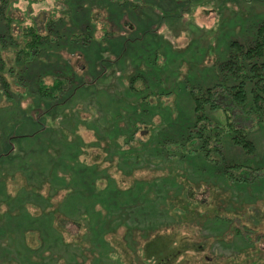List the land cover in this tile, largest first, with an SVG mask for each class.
Returning <instances> with one entry per match:
<instances>
[{"label": "trees", "instance_id": "obj_1", "mask_svg": "<svg viewBox=\"0 0 264 264\" xmlns=\"http://www.w3.org/2000/svg\"><path fill=\"white\" fill-rule=\"evenodd\" d=\"M19 1L0 0V100L21 116L9 128L0 120V170L5 164L22 168L28 184L31 179L34 183L15 196L3 190L10 205L0 211L3 234L24 236L30 231L37 233L40 248L52 243L74 245L84 259L89 257L85 254L90 255L91 264H124L106 235L110 229L106 226L112 227L113 217L119 215L118 225L126 227L125 246L137 252L140 247L134 231L140 230L147 238L163 228L201 217L192 208L197 206L194 190L202 182L211 184L216 179L228 185L250 181L243 170L251 166L230 158L228 152L236 147L246 155L257 154L253 130L241 124L250 120L253 127L259 128L264 123V18L254 21L242 38H231L223 50L218 48L214 59L201 71V78H191L187 73L178 79L174 74L176 62L184 58L182 53H169V49H183L165 40L163 53L158 47L161 34L152 35L153 39L142 38L152 25L157 27L175 15H161L158 20L145 14L148 21L141 23L142 34L130 30L120 33L125 13L153 10L149 6L160 5V0H100L109 15L100 36L96 35L94 20L78 11L83 6L76 8L75 1H59L60 5L41 9L43 16L38 18L34 13L41 0H24V10L14 7ZM149 40L152 43L143 49ZM134 46L137 48L133 50ZM61 50L81 57L78 70L67 61L59 67L66 60L64 55L47 74L36 70L40 57H58ZM191 61L192 69L196 65ZM169 65L175 69H169ZM109 74L118 81L114 83L115 92L107 82ZM94 96L105 112H99L97 118L76 117L74 108L83 104L79 101L88 105ZM170 97L172 102L166 103ZM25 100L29 102L23 105ZM81 126L92 132V140L79 132ZM139 131L143 137L137 136ZM52 133L58 144L54 152L48 146ZM36 143L45 157L38 158L41 164L19 155L34 149ZM94 148L102 151L103 162H109L107 167L88 160ZM115 166L123 176L133 179L130 186H120L110 173ZM139 171L152 175L136 178ZM45 184L49 185L47 194L41 190ZM62 189L67 190L64 203L56 204L53 198ZM27 204L41 205L42 209L34 215ZM70 210L89 214L85 224L89 226L88 238L66 241L61 233L66 220L62 216H68ZM143 214L150 216L147 225L137 223ZM126 215L133 216L131 225ZM222 215L216 213L208 220L228 224L229 218ZM243 226L246 229H241ZM241 227L236 225L233 230L228 225L222 234L231 232L234 239L244 241L254 251L256 242L251 239L249 227L244 223ZM8 243L20 253L16 239ZM23 247L24 260H34L33 248L27 244ZM104 257L115 262L109 263ZM36 259L34 264H38ZM141 264L149 261L143 258Z\"/></svg>", "mask_w": 264, "mask_h": 264}, {"label": "rangeland", "instance_id": "obj_2", "mask_svg": "<svg viewBox=\"0 0 264 264\" xmlns=\"http://www.w3.org/2000/svg\"><path fill=\"white\" fill-rule=\"evenodd\" d=\"M59 1H65L66 4L67 1L69 4L75 1L76 8L81 4L80 6H83V9L78 11L86 13L88 17L94 20L97 28L96 35L100 36L103 33L102 27L107 25L105 21L107 20L106 16L108 17L109 15L106 13L105 8H102L106 7L104 6L105 3H100V0H41L36 5L37 8L34 15L37 18L43 16L41 9H49L52 4H59ZM24 6V0L14 4V7L20 10H24ZM97 7L101 8L98 9ZM149 7L154 9L146 8L142 13L137 11L125 13L122 17L121 26L123 28L120 33L122 35L127 34L130 30L134 34H142L140 31L142 21L147 22L148 18L159 20L161 15H175L176 18H170V20L163 18V22L159 23L160 25L157 27L155 24L152 25L148 32L143 33L142 38H145V40L148 38L153 39L154 35L161 34L162 40H158L160 42L158 47L163 53L165 51L163 47L165 40H168L175 48L183 49L179 52L177 49H173V51L172 48L169 49V53L174 55L182 53L184 58L183 62L179 61L178 64L176 62V65H178L176 67L178 68L174 74L178 75V79L187 73L191 78H201V71L214 59V54L218 48L223 50L231 38H242L248 33L254 21L264 18V0H160V5H150ZM85 8H90L91 12L89 10L86 11ZM145 14L149 17L146 18ZM72 15L75 17L76 14L72 12ZM0 29H3V25L0 26ZM151 43L149 40L143 49L148 48ZM136 48L134 46L132 49ZM139 48L142 49L141 47ZM63 55L66 60H63L59 67L65 66V61H67L75 69L77 67L78 70V67L82 64L81 57L77 53H74V55L69 53L68 50L59 51L58 57L46 55V57H40L37 61L36 70L47 74L48 71L57 67L58 58H62ZM110 56L112 57V54ZM190 60L196 65L195 68L191 69ZM55 61L56 63H54ZM127 64L129 65L128 61ZM142 65L144 67V63ZM171 67L175 69L172 65H169V69ZM110 75L107 82L110 84V90L115 92L114 83L117 84L118 81ZM17 89L22 91L19 87ZM172 100L173 98L171 97L165 99L166 103H171ZM88 101V105L86 102L79 101L83 104L79 103L74 108L76 117L89 119L94 116V118H97L99 112L100 114L105 112V107L98 105L96 96ZM27 102L29 100H25L23 105H26ZM102 102L104 101L102 100ZM175 113L176 109L174 108V116ZM20 118L21 116L17 109L4 107L0 100V120L6 127H13V120H20ZM251 124L252 121L248 120L241 125L253 130L252 138L256 140L258 145L256 156L246 155L236 147H231L228 152L230 158L243 160L245 164L251 166L243 170V175L249 177L250 181L241 182L242 184L227 183L228 185L218 182L216 179H214L215 183L211 184L202 182V186L194 190L197 206L192 209L198 210L201 214V217L196 216L194 222L184 223L183 221L182 223L184 224L180 223L170 228H163L147 238L141 235L142 232L140 230H136L134 231V236L137 239L138 248H140L136 250L137 252H134L125 246L124 234L126 227L118 225L119 215L111 219V226L116 228L113 231L110 230L112 229L110 224L106 226L107 229L110 228L106 234L107 239L116 247L117 255L120 254V259L124 264H141L143 258L149 261V264H264V123L259 128L253 127ZM79 132L82 133L86 140L94 138L92 132L82 126ZM137 136L143 137V132L139 131ZM50 142L48 145L52 148L50 152H54V149L58 146L55 143L54 133L51 134ZM34 147V149L29 151L20 152L19 155H23V160L41 164L38 158H45L38 149L41 146L36 143ZM90 152L89 161L97 160L102 164V167L109 165V162H103L104 154L100 149L94 148ZM2 167L0 170V211L3 212L10 207L9 203L5 201L3 190L5 189L6 193L15 196L18 192H21L22 188L30 189L34 179H31L28 184L22 168H13L7 164ZM25 169L28 170V168ZM110 173L117 178L122 187L130 186L133 183V179L123 176L116 166L110 169ZM151 175L152 173L149 171L135 173L136 178H149ZM48 188V184L42 186L43 194L49 192ZM66 193V189L59 191L53 198L54 203L57 204L61 201L64 203ZM25 206L34 215H38L42 209L41 205L27 204ZM64 208L65 206L63 205L62 209ZM67 213L68 216H62L66 220L65 226L61 229L66 241L73 242L78 239V241H81L82 236L88 238L89 226L85 224L87 219H89V214L86 212L79 214V211L74 212L72 210ZM216 213L223 214L222 216L226 215L229 218V223L216 220L209 222L210 220L208 219ZM149 217L147 214H143L138 219L140 221L138 222L137 220V223L139 225L143 223L147 225L146 220ZM125 218L128 224L131 225L133 223L132 215H126ZM2 222L0 218V228ZM242 223L249 227L251 239L256 242L254 251L245 246L243 244L244 241L242 243L241 240L234 239L231 232H227L225 236L222 234L223 231H227L228 225L234 230V226L238 225L241 227ZM241 229H246V227L243 226ZM36 236L37 233L34 234L30 231L26 232L24 236L21 233L12 235L4 232L3 234L0 229V260L2 259L0 264H34L35 258L38 259V264H68V261L72 264H77L74 261H78L79 264H91L90 255L85 254L89 257L84 259L76 246L70 245L66 247L59 243H52L43 244V247L40 248ZM13 239H16V246L20 249V253L12 249L14 245L8 243ZM24 244L35 250L34 252L32 250L31 253L32 258H34V260H30L32 263L24 260L23 255L26 253L23 247ZM84 245L86 246L85 242ZM7 250L10 253L6 252ZM117 255L113 256V258H117ZM3 258L6 260H3ZM112 259L103 258L109 263L115 262V259Z\"/></svg>", "mask_w": 264, "mask_h": 264}]
</instances>
